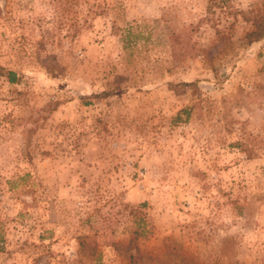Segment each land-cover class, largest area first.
<instances>
[{"label": "rangeland", "instance_id": "1", "mask_svg": "<svg viewBox=\"0 0 264 264\" xmlns=\"http://www.w3.org/2000/svg\"><path fill=\"white\" fill-rule=\"evenodd\" d=\"M217 2L0 0V264H264V0Z\"/></svg>", "mask_w": 264, "mask_h": 264}, {"label": "trees", "instance_id": "2", "mask_svg": "<svg viewBox=\"0 0 264 264\" xmlns=\"http://www.w3.org/2000/svg\"><path fill=\"white\" fill-rule=\"evenodd\" d=\"M221 4L217 0H210V6L208 7V16L214 13V9L220 7ZM251 24V29L246 33L245 40L248 45L256 42H260L264 39V11L258 13L252 20H248ZM4 73L0 68V74ZM9 81L14 83L16 81V75L13 72L6 73ZM189 85V84H188ZM106 95V94H104Z\"/></svg>", "mask_w": 264, "mask_h": 264}]
</instances>
